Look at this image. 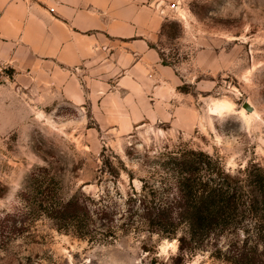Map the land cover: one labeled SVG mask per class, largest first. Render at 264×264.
<instances>
[{
    "label": "rangeland",
    "instance_id": "obj_1",
    "mask_svg": "<svg viewBox=\"0 0 264 264\" xmlns=\"http://www.w3.org/2000/svg\"><path fill=\"white\" fill-rule=\"evenodd\" d=\"M175 3L164 24L179 25L178 35L161 34L157 48L180 86L170 100L136 103L148 115L129 131L123 109L98 118L68 103L0 102V264H174L179 256L184 226L173 237L140 228L108 241L58 231L24 200L41 169L58 201L109 193L120 209L142 181L167 176L160 165L172 152H203L241 179L248 168L264 170V0ZM220 103L229 109L217 114ZM233 233L205 240L179 264H230L214 245L225 251Z\"/></svg>",
    "mask_w": 264,
    "mask_h": 264
},
{
    "label": "crops",
    "instance_id": "obj_2",
    "mask_svg": "<svg viewBox=\"0 0 264 264\" xmlns=\"http://www.w3.org/2000/svg\"><path fill=\"white\" fill-rule=\"evenodd\" d=\"M176 1L0 0V102L68 103L98 118L123 109L129 131L148 115L136 103L180 86L157 48Z\"/></svg>",
    "mask_w": 264,
    "mask_h": 264
},
{
    "label": "trees",
    "instance_id": "obj_3",
    "mask_svg": "<svg viewBox=\"0 0 264 264\" xmlns=\"http://www.w3.org/2000/svg\"><path fill=\"white\" fill-rule=\"evenodd\" d=\"M178 28L164 24L162 34L174 39ZM161 60L168 66L162 55ZM163 158L160 168L167 176L158 182L142 181L141 192L125 197L123 209L109 193L98 201L84 194L58 201L47 169L29 179L30 193L24 200L34 212L54 222L58 231L90 240H115L140 228L173 237L184 226L186 238L179 239L174 264L193 255L205 240L229 231L235 240L225 251L216 242L218 259L264 264V170L248 168L241 179L227 174L218 159L203 152L181 150Z\"/></svg>",
    "mask_w": 264,
    "mask_h": 264
},
{
    "label": "water",
    "instance_id": "obj_4",
    "mask_svg": "<svg viewBox=\"0 0 264 264\" xmlns=\"http://www.w3.org/2000/svg\"><path fill=\"white\" fill-rule=\"evenodd\" d=\"M243 110L248 113L249 115H254L255 114V109L254 107L249 104V103H245L244 106H243Z\"/></svg>",
    "mask_w": 264,
    "mask_h": 264
},
{
    "label": "bare ground",
    "instance_id": "obj_5",
    "mask_svg": "<svg viewBox=\"0 0 264 264\" xmlns=\"http://www.w3.org/2000/svg\"><path fill=\"white\" fill-rule=\"evenodd\" d=\"M226 109H229L228 105L224 104V103H220V104L216 105V108H215L214 112L217 113V114H221Z\"/></svg>",
    "mask_w": 264,
    "mask_h": 264
}]
</instances>
